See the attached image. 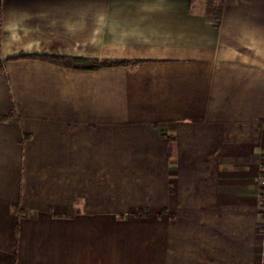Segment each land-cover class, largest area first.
I'll use <instances>...</instances> for the list:
<instances>
[{
	"label": "crops",
	"instance_id": "1",
	"mask_svg": "<svg viewBox=\"0 0 264 264\" xmlns=\"http://www.w3.org/2000/svg\"><path fill=\"white\" fill-rule=\"evenodd\" d=\"M259 154L264 0H0V264H264Z\"/></svg>",
	"mask_w": 264,
	"mask_h": 264
},
{
	"label": "trees",
	"instance_id": "2",
	"mask_svg": "<svg viewBox=\"0 0 264 264\" xmlns=\"http://www.w3.org/2000/svg\"><path fill=\"white\" fill-rule=\"evenodd\" d=\"M53 63L65 67H73L81 65L85 69H96L102 66L112 65L117 61L112 59H98V58H81V59H67V58H47Z\"/></svg>",
	"mask_w": 264,
	"mask_h": 264
},
{
	"label": "rangeland",
	"instance_id": "3",
	"mask_svg": "<svg viewBox=\"0 0 264 264\" xmlns=\"http://www.w3.org/2000/svg\"><path fill=\"white\" fill-rule=\"evenodd\" d=\"M261 155V154H259ZM263 157V159H262ZM261 160L263 161V165L261 166V172L259 175V185L261 186V195H262V204H264V155H261Z\"/></svg>",
	"mask_w": 264,
	"mask_h": 264
}]
</instances>
